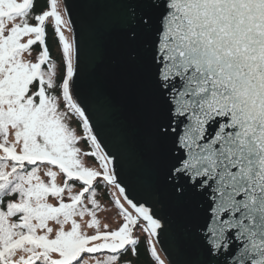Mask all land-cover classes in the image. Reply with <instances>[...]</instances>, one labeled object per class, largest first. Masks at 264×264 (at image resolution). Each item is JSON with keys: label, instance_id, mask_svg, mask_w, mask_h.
<instances>
[{"label": "snow or ice", "instance_id": "6c2138e0", "mask_svg": "<svg viewBox=\"0 0 264 264\" xmlns=\"http://www.w3.org/2000/svg\"><path fill=\"white\" fill-rule=\"evenodd\" d=\"M94 2L116 9L101 59L149 164L167 168L178 219H192L193 202L205 201V214L186 229L192 243L185 264H264V0ZM34 7L35 0H0V264H132L121 258L129 247L137 255L134 228L142 219L152 237L162 221L128 198L109 167L114 157L102 151L74 99L76 48L59 0H48L36 24L29 22ZM49 18L62 45L58 62L46 44ZM37 43L43 47L33 62L26 57ZM68 110L82 118L94 151L76 146L84 137L67 122ZM82 155L99 168L85 166ZM97 185L118 189L135 210L116 196L124 220L116 230H101ZM86 215L94 234L76 219ZM150 249L164 264L154 244Z\"/></svg>", "mask_w": 264, "mask_h": 264}, {"label": "water", "instance_id": "95a60500", "mask_svg": "<svg viewBox=\"0 0 264 264\" xmlns=\"http://www.w3.org/2000/svg\"><path fill=\"white\" fill-rule=\"evenodd\" d=\"M63 3L76 48L74 99L85 110L102 151L114 157L110 167H114L128 198L152 208L161 219L163 227L154 238L165 257L170 264H185L192 243L186 229L194 228L205 214V201L198 197L193 202L192 219H178L175 204L167 195V168L149 164L131 111L107 75L106 63L101 59V37L116 9L94 0H63Z\"/></svg>", "mask_w": 264, "mask_h": 264}, {"label": "trees", "instance_id": "16d2710c", "mask_svg": "<svg viewBox=\"0 0 264 264\" xmlns=\"http://www.w3.org/2000/svg\"><path fill=\"white\" fill-rule=\"evenodd\" d=\"M47 9H48V0H35L33 17L30 18L29 22L32 24H36L37 22L34 19V15ZM46 44L49 48L52 59L58 62L62 55V45L59 42L58 37L55 36L54 20L51 18H49V20L46 21ZM42 47L43 46L37 43L35 46H33L32 52L38 55L39 51L42 50ZM62 110H67L66 106L62 105ZM68 111L71 117V119L68 120L70 127H73L76 130L78 136L84 137V139H81L76 146L81 148L83 152L94 151L95 149L92 147L91 141L87 139L88 133H86L83 127L82 118H80L77 114L72 113L70 110ZM81 158L85 166L99 168V161L95 157L82 155ZM52 170L58 172V175H60L62 178V183H64V179H65L64 175L62 173H59V169L57 167H53ZM48 179L49 178L47 177V180ZM69 182L75 185L74 191L80 190L81 182L75 180ZM97 187L100 193L97 199L101 204V208L111 204L113 205L114 208H116L117 212L120 214L119 209L113 204V200L116 198V196H119V198L121 199V203L124 204L125 208H127L128 211L132 212L133 215H135V210L126 202V200H124V197L122 196V194L118 192V189L114 188L113 186H103V185H97ZM65 202H69L68 198H65ZM89 207H91V205H89ZM120 218L121 220H123V216L121 214H120ZM144 223L145 222H143V220L141 219L140 224L137 225L133 230L134 237H138L139 239L137 245V255H133L131 252V248L129 247L127 254L125 256H122L121 259H129L132 261V264H157L155 258L151 254V249H150V245L154 244L157 254L160 256L161 260L164 261V264H170L166 259V257L161 252V250L159 249L154 237L153 236L149 237L148 233L142 230L141 225H143ZM119 227L120 226L111 227L107 230L112 231L118 229Z\"/></svg>", "mask_w": 264, "mask_h": 264}, {"label": "rangeland", "instance_id": "374dc122", "mask_svg": "<svg viewBox=\"0 0 264 264\" xmlns=\"http://www.w3.org/2000/svg\"><path fill=\"white\" fill-rule=\"evenodd\" d=\"M59 4H60V9L62 11V14L64 15V18L66 20H68L67 13H66V11H64L65 7H64L63 0H59ZM70 29H71V27H70ZM64 31H65V35L69 39V42L73 43L72 31L68 30L67 28H65ZM36 57H37V54L32 52L31 56H27L26 58L31 59V60H33V62H35L36 61ZM67 122L69 123V121H67ZM41 176H42L43 179L47 180V176H44L43 170L41 171ZM57 183L61 184V185L63 184L62 183V178H61L60 175H58V177H57ZM65 198H68L67 193L65 195ZM49 202L53 203V204L57 203V201L54 198H51V197H49ZM76 219H77V221L79 223L82 224V226L84 227V230L87 231L89 234H94L95 233V229L94 228H88L87 227V222H89L90 219H91L90 216L86 215L85 217H83V219H81L80 217H76ZM97 219L100 220L101 230L102 231L105 230L103 228V225H105V224L108 225V229H109L111 227L121 226L123 224V222H124V220H121L120 214L117 212L116 208H114L113 205H111V204H109L107 206H104V207H102L101 209H99L97 211ZM50 226L58 227V226L52 224L51 222H50ZM70 227H71V225L69 223L68 225L65 226V229L68 230V229H70Z\"/></svg>", "mask_w": 264, "mask_h": 264}]
</instances>
